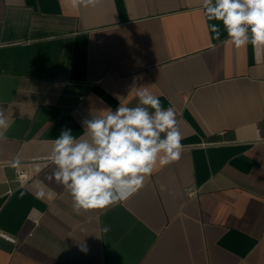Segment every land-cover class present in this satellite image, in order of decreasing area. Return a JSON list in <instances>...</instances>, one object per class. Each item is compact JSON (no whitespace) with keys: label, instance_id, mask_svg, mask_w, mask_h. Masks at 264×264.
<instances>
[{"label":"crops","instance_id":"0c3cea01","mask_svg":"<svg viewBox=\"0 0 264 264\" xmlns=\"http://www.w3.org/2000/svg\"><path fill=\"white\" fill-rule=\"evenodd\" d=\"M202 3L0 0V264H264V46L212 39ZM142 86L174 109L181 158L77 214L51 142Z\"/></svg>","mask_w":264,"mask_h":264},{"label":"clouds","instance_id":"9594fccd","mask_svg":"<svg viewBox=\"0 0 264 264\" xmlns=\"http://www.w3.org/2000/svg\"><path fill=\"white\" fill-rule=\"evenodd\" d=\"M99 3L72 0L73 7ZM202 7L207 21L219 22L208 25L212 39L220 41L223 32L236 48L264 46V0H203ZM136 97L135 106L120 102L116 110L106 108L85 120L81 135L63 129L51 142L47 160L55 167L47 179L70 194L77 214L126 201L155 171L181 158L184 145L174 109H165L147 86L139 87ZM10 126L0 109V141ZM19 164L14 159L12 166ZM47 195L53 199L55 193L49 189Z\"/></svg>","mask_w":264,"mask_h":264},{"label":"built area","instance_id":"2783aa9c","mask_svg":"<svg viewBox=\"0 0 264 264\" xmlns=\"http://www.w3.org/2000/svg\"><path fill=\"white\" fill-rule=\"evenodd\" d=\"M19 179L24 182L28 179V175L25 171H20L19 172ZM2 237L6 238L9 241L15 242L16 238L8 233H2Z\"/></svg>","mask_w":264,"mask_h":264}]
</instances>
